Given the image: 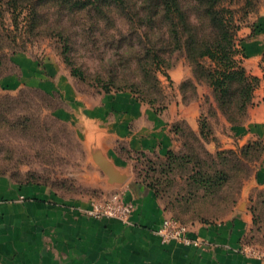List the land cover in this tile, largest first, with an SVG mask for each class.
Listing matches in <instances>:
<instances>
[{
  "label": "crops",
  "instance_id": "crops-1",
  "mask_svg": "<svg viewBox=\"0 0 264 264\" xmlns=\"http://www.w3.org/2000/svg\"><path fill=\"white\" fill-rule=\"evenodd\" d=\"M242 45L243 64L260 83L245 122L219 132L224 148L264 140V30ZM14 60L22 75L13 84L28 82L50 93L57 91L69 102L72 109L64 115L74 119L95 163L99 153L126 176L125 183L112 186L122 185L126 200L133 201L135 209L128 223L115 217H93L87 213L92 200L66 198L43 186L0 175V264H264V252L252 250L253 245L258 247V235L264 237V229L257 227L250 204L254 190L264 189V152L230 215L188 226L189 235L207 241V247L164 243L156 231L167 212L156 193L136 179L128 157L133 151L165 155L175 147L173 122L186 116L181 103L162 110L129 90L84 95L53 60L40 63L25 52L16 54ZM189 75L185 67L169 72L175 83ZM191 124L198 132V122Z\"/></svg>",
  "mask_w": 264,
  "mask_h": 264
},
{
  "label": "trees",
  "instance_id": "trees-1",
  "mask_svg": "<svg viewBox=\"0 0 264 264\" xmlns=\"http://www.w3.org/2000/svg\"><path fill=\"white\" fill-rule=\"evenodd\" d=\"M261 2L0 0V19L3 21L5 13L10 12L16 23L15 30L23 34L47 31L60 39L64 60L79 81L90 82L92 86L102 89L100 92L129 90L138 99L153 106L159 98H164L160 73L170 79L167 69L172 66V56L182 52L193 66L197 79L213 88L219 107L228 120L234 125H241L254 102V91L260 78L248 73L243 62L238 59L241 53L238 46L239 31L243 21L259 10ZM21 16H24L25 25L20 29ZM3 25L0 23V28L5 29ZM42 27L45 28L43 31ZM77 35L83 43L79 44L74 39ZM11 36L18 38V35ZM77 45L86 51L97 52L104 63V70L92 75L78 64L73 56L78 50ZM3 64L0 58V66ZM206 128L209 129V125L204 119L200 133L193 130L206 139ZM172 129L177 132L174 124ZM263 152L262 139L250 141L237 149H221L216 155L206 152V160L196 158L193 154H177L169 150L166 159L168 164L184 166L193 163L188 166L191 170L187 174L189 189L176 200L180 203L185 201L183 204L190 206L194 212L193 202L197 200L222 201L223 207L218 209L222 212L231 206L235 207L241 195L243 180L254 174ZM252 162L255 165H251ZM20 183L40 185L37 182ZM236 183H239L237 189ZM144 184L158 195L154 183ZM252 206L255 223L259 224L260 210L255 203ZM173 218L186 225L181 218ZM199 220L210 223L205 217Z\"/></svg>",
  "mask_w": 264,
  "mask_h": 264
},
{
  "label": "rangeland",
  "instance_id": "rangeland-1",
  "mask_svg": "<svg viewBox=\"0 0 264 264\" xmlns=\"http://www.w3.org/2000/svg\"><path fill=\"white\" fill-rule=\"evenodd\" d=\"M260 11L264 12V0L259 10L251 13L243 21L239 31L238 46L241 53L238 59L242 62L246 57L242 42L250 40L252 36L264 30V16L260 15ZM12 17L10 12H6L3 21L0 19V23L5 24L3 25L5 29L0 28L2 29L0 58L4 63L0 66V175H8L17 182H37L39 186L66 198L79 197L92 200L93 203H106L116 194H119L118 197L121 198L125 188L122 185L112 186L116 182H111L100 164L93 161L74 119L64 115L65 111L72 109L69 108V102L64 100L57 91L50 93L28 82H23L19 86L13 84V80L21 79L22 75V69L14 57L20 52H25L40 63L46 58L53 60L60 67L62 75L71 77L75 89L84 95H98L102 89L92 86L90 82L79 81L72 75L69 65L64 60L60 39L43 31L45 26L41 28L43 32L23 34L15 30L17 27ZM23 17L20 18V29L25 25ZM11 35H18V38L15 39ZM74 39H77L79 44L83 43L78 35L74 36ZM76 47L78 50L73 56L89 74L94 75L97 71L104 70V63L97 52L86 51L78 45ZM109 55L110 53L105 59ZM171 62L172 66L167 69L168 73L173 69L184 67L190 71V75L179 83L160 73L164 98L161 100L159 98L155 106L163 110L179 102L180 107L183 108L182 113L186 114L173 122L177 132L175 147L172 150L177 154H193L196 158L206 160L208 159L206 152L216 155L221 149H229L222 146L219 132H227L232 122L220 109L213 88L205 81L197 79L193 66L184 53H174ZM7 79L8 84L4 82ZM192 105L195 111H192ZM60 110H63V113H60ZM204 119L209 125V129L205 130L206 139L197 134L200 133L201 122ZM191 122H198L197 133L194 132ZM128 158L133 163L136 179H142L141 183L155 184L157 197L168 217L177 216L189 226L200 222L199 219L202 217L210 222L222 220L236 208L231 206L222 212L218 210L223 207L222 201L197 200L193 202L196 210L194 212L190 206L183 204L185 201L180 203L176 200L189 189L187 174L191 170L188 166L193 163L184 166L177 163L170 165L166 160L167 153L165 155L142 154L133 151ZM253 163L255 165V162L250 164ZM250 178L243 180V187ZM238 187L239 183H236L235 189ZM254 203L260 208L257 227L264 229V189L254 190V197L250 204ZM262 236L258 235L255 242L258 247L254 245L252 247V250L259 253L264 252Z\"/></svg>",
  "mask_w": 264,
  "mask_h": 264
},
{
  "label": "built area",
  "instance_id": "built-area-1",
  "mask_svg": "<svg viewBox=\"0 0 264 264\" xmlns=\"http://www.w3.org/2000/svg\"><path fill=\"white\" fill-rule=\"evenodd\" d=\"M118 196L119 194L114 195V197L106 201V203H93L92 208L89 209L87 213L97 218L115 217L128 223L135 209V204L133 201L126 200L125 192L121 198ZM156 232L164 243L179 241L186 245L199 248L208 246V242L200 237L190 236L189 227L173 217H166Z\"/></svg>",
  "mask_w": 264,
  "mask_h": 264
},
{
  "label": "water",
  "instance_id": "water-1",
  "mask_svg": "<svg viewBox=\"0 0 264 264\" xmlns=\"http://www.w3.org/2000/svg\"><path fill=\"white\" fill-rule=\"evenodd\" d=\"M95 157H96V161L98 162V164H100V166L104 169L106 174L109 176L111 182L122 183L126 180V176L124 174H121L118 170H116L115 167L112 165V163L106 160L99 153H97Z\"/></svg>",
  "mask_w": 264,
  "mask_h": 264
}]
</instances>
